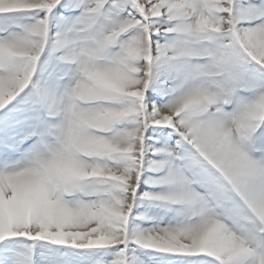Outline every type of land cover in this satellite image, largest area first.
<instances>
[{
    "label": "snow or ice",
    "instance_id": "snow-or-ice-1",
    "mask_svg": "<svg viewBox=\"0 0 264 264\" xmlns=\"http://www.w3.org/2000/svg\"><path fill=\"white\" fill-rule=\"evenodd\" d=\"M0 264H264V0H0Z\"/></svg>",
    "mask_w": 264,
    "mask_h": 264
}]
</instances>
